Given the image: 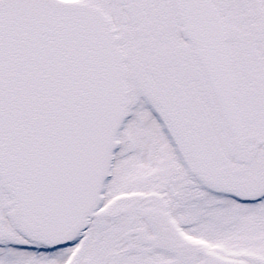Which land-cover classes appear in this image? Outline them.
I'll list each match as a JSON object with an SVG mask.
<instances>
[{"label":"snow or ice","instance_id":"1","mask_svg":"<svg viewBox=\"0 0 264 264\" xmlns=\"http://www.w3.org/2000/svg\"><path fill=\"white\" fill-rule=\"evenodd\" d=\"M0 264H264V0H0Z\"/></svg>","mask_w":264,"mask_h":264}]
</instances>
